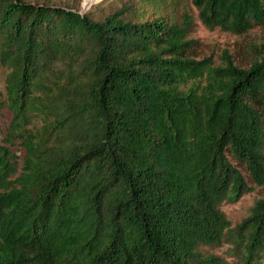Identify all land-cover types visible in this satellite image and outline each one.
<instances>
[{"label":"trees","instance_id":"1","mask_svg":"<svg viewBox=\"0 0 264 264\" xmlns=\"http://www.w3.org/2000/svg\"><path fill=\"white\" fill-rule=\"evenodd\" d=\"M193 8L210 29L264 25V0L101 18L0 0L5 140L25 151L19 169L0 144V264H264V197L234 224L223 210L264 185V53L195 58Z\"/></svg>","mask_w":264,"mask_h":264},{"label":"rangeland","instance_id":"2","mask_svg":"<svg viewBox=\"0 0 264 264\" xmlns=\"http://www.w3.org/2000/svg\"><path fill=\"white\" fill-rule=\"evenodd\" d=\"M48 4H57L72 8L81 13L89 12L95 18H101L114 11L121 3V0H33ZM194 29L191 38L196 40L194 56L197 59L210 58L214 64L223 62L224 53H228L237 64L246 63L257 54L264 53V25L256 26L244 35H236L219 28H207L197 18V11L193 8ZM0 60V144L8 145L18 154V168L23 165L25 151L18 139H13L12 143L5 140V132L10 123L12 114L10 108L5 103V79L7 74ZM51 119V118H50ZM45 118L39 114L30 116V124L27 128L33 132L39 130L45 124ZM252 190L244 194L233 203H225L223 210L227 217L234 224L243 219L257 198L264 197V185L255 186L250 183ZM222 250V249H221Z\"/></svg>","mask_w":264,"mask_h":264}]
</instances>
